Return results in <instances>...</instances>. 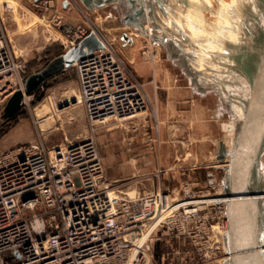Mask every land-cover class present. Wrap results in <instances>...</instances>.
<instances>
[{
	"label": "rangeland",
	"instance_id": "rangeland-1",
	"mask_svg": "<svg viewBox=\"0 0 264 264\" xmlns=\"http://www.w3.org/2000/svg\"><path fill=\"white\" fill-rule=\"evenodd\" d=\"M62 1L0 0V23L9 48L25 66L22 84L15 90L24 87L28 75L68 49L69 30L88 26L115 47L127 74L140 83L147 108L131 119L112 117L92 124L79 98L73 64L26 94L21 110L10 118H2L10 95L0 98V153L25 142L52 149L71 139L90 138L104 166L105 184L125 198L135 191L143 197L158 191L180 196L186 191L215 192L213 184L225 179L223 165L229 159H218L220 140L233 147L224 123L241 118L248 100L249 81L243 69L231 58L208 54L203 56L202 70L192 63L188 67L186 59L172 56L161 42L131 25L122 6L88 8L81 0H67V7ZM252 7L257 15L263 13L264 0H256ZM147 27L155 34L153 25ZM197 71L204 83L203 95L191 87L192 77L185 73ZM147 72L152 100L143 77ZM77 101V106L71 105ZM65 106L69 107L62 110ZM173 241L174 247L183 246L182 239ZM167 248L159 244L157 255ZM223 264H229L228 259Z\"/></svg>",
	"mask_w": 264,
	"mask_h": 264
},
{
	"label": "built area",
	"instance_id": "built-area-1",
	"mask_svg": "<svg viewBox=\"0 0 264 264\" xmlns=\"http://www.w3.org/2000/svg\"><path fill=\"white\" fill-rule=\"evenodd\" d=\"M90 32L69 30L67 47ZM99 38L104 46L74 63L87 118L101 124L141 115L147 106L140 83L112 43ZM24 67L0 23L1 99L22 84ZM213 188L181 196L152 192L141 202L114 197L92 139L52 149L18 144L0 153V264H223L230 258L225 181ZM176 239L182 247L173 246ZM159 244L168 246L161 256Z\"/></svg>",
	"mask_w": 264,
	"mask_h": 264
},
{
	"label": "water",
	"instance_id": "water-1",
	"mask_svg": "<svg viewBox=\"0 0 264 264\" xmlns=\"http://www.w3.org/2000/svg\"><path fill=\"white\" fill-rule=\"evenodd\" d=\"M81 1L88 8H97L116 0ZM144 3L145 0H140L134 9H142V14ZM126 15L128 21L133 20L136 12L127 11ZM152 37L160 40L156 34ZM103 46V41L95 31H91L77 44L50 60L42 69L28 75L24 87L16 89L7 99L2 118L7 119L17 114L22 108L25 95L31 94L48 78ZM230 154L227 143L220 140L218 159L226 161L229 156L223 165L226 169L224 196L228 201V261L229 264H264V52L257 74L251 80V91L243 116L237 120V135Z\"/></svg>",
	"mask_w": 264,
	"mask_h": 264
},
{
	"label": "bare ground",
	"instance_id": "bare-ground-1",
	"mask_svg": "<svg viewBox=\"0 0 264 264\" xmlns=\"http://www.w3.org/2000/svg\"><path fill=\"white\" fill-rule=\"evenodd\" d=\"M255 2L256 0H235V2L232 0H212V3H209V0H145L143 9L147 13L149 3L157 8H155L156 11L162 9L161 5L169 7V16L166 15L167 19L164 20L169 28H173V26L177 30L179 28L183 36L191 38L192 41L188 40L187 48L191 49L188 51L191 57L192 55L196 56L191 58L192 65L197 70H202L205 54L212 57L222 55L233 59L248 77L250 95L251 80L257 74L264 52V12L256 14L252 7ZM208 13L212 14L214 19L211 16L207 17ZM213 14H220V16L216 19ZM147 25L152 26L149 19L145 22L144 30L152 38V33L150 34ZM223 25L224 28H221ZM152 29L154 32V28ZM95 33L99 37L96 31ZM167 33L171 34L169 31ZM205 36H208V38ZM234 36L235 39H233ZM204 38L207 40H204ZM8 78L10 83L7 84L8 88L6 90L9 91L14 89L15 77L11 75ZM4 92L0 91V93ZM78 103V101L72 102L71 105L75 107ZM67 107L69 106L63 107L62 110ZM243 112L244 108L242 116ZM224 127L230 135L229 142L234 144L237 135V120L231 119L225 122ZM111 195L123 197L115 191ZM142 197L141 195L132 196L128 194L127 198L141 202Z\"/></svg>",
	"mask_w": 264,
	"mask_h": 264
},
{
	"label": "crops",
	"instance_id": "crops-1",
	"mask_svg": "<svg viewBox=\"0 0 264 264\" xmlns=\"http://www.w3.org/2000/svg\"><path fill=\"white\" fill-rule=\"evenodd\" d=\"M140 0H116L113 1L111 3H108L104 6L101 7H105L107 5L110 4H114L116 5H120L123 8H125L126 12L127 11H134L136 12L135 17L133 18V20H129L130 24L135 26V28H137L138 30H144V25L145 22L149 19L150 23L154 26V33L157 34L160 37V40H157L159 42H161L165 48H167L168 51H170L172 56H179L181 57V60H185L186 59V64L189 67L191 65V57L190 55L187 56L188 51H185V46L187 47V43H189V41H192L190 37H185L182 35V32H180V29L178 28V30L173 26V28H169V26L166 24L165 22V18L166 15H168V9L169 7H165L164 5H161L162 9L156 11V7L153 6L152 4L149 3L148 6V12L146 13V10H143V13L141 14V10L142 9H134V7L136 6V3L139 2ZM150 2V1H149ZM62 3H67V0H63ZM66 6L68 7V3L66 4ZM158 7V6H157ZM156 8V9H155ZM139 13V14H138ZM127 14V13H126ZM148 17V18H147ZM164 17V18H163ZM176 17V15H175ZM167 19V18H166ZM168 27V28H167ZM170 29V30H169ZM169 31L168 34L167 32ZM183 36V37H182ZM189 40V41H188ZM191 47L193 48V45L191 44ZM194 49V48H193ZM187 75H189L190 77H192V88H195V90L197 92H199V94L203 95L204 94V83L201 79V81L199 80V77L201 74L197 72H185ZM144 75V72H143ZM147 78V84H148V94H149V99L152 100L151 97V74L147 72L146 76H143ZM78 89L80 92V86H79V82H78ZM222 100V99H221ZM226 107L229 110V103L227 101L226 103ZM234 106H233V110L234 111ZM231 153V149H229V154ZM231 155V154H230ZM132 196H138L139 193L138 192H134V194H131Z\"/></svg>",
	"mask_w": 264,
	"mask_h": 264
},
{
	"label": "clouds",
	"instance_id": "clouds-1",
	"mask_svg": "<svg viewBox=\"0 0 264 264\" xmlns=\"http://www.w3.org/2000/svg\"><path fill=\"white\" fill-rule=\"evenodd\" d=\"M233 2H235V0H233ZM209 3H212V0H209ZM233 39H235V36L233 37Z\"/></svg>",
	"mask_w": 264,
	"mask_h": 264
}]
</instances>
